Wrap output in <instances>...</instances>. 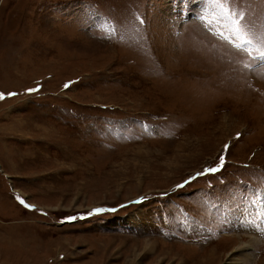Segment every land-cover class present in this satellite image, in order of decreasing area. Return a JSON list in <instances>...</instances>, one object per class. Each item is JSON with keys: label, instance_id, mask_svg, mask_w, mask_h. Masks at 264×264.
Here are the masks:
<instances>
[{"label": "rangeland", "instance_id": "1", "mask_svg": "<svg viewBox=\"0 0 264 264\" xmlns=\"http://www.w3.org/2000/svg\"><path fill=\"white\" fill-rule=\"evenodd\" d=\"M261 57L264 0H0V264H264Z\"/></svg>", "mask_w": 264, "mask_h": 264}, {"label": "snow or ice", "instance_id": "2", "mask_svg": "<svg viewBox=\"0 0 264 264\" xmlns=\"http://www.w3.org/2000/svg\"><path fill=\"white\" fill-rule=\"evenodd\" d=\"M205 14H207V13H205ZM260 59H261V61H264V57H261ZM68 87H69V84H65L64 85L65 89H67ZM37 91H39L38 88L37 89H28V90H26V92L28 94H32V93L37 92ZM8 95L9 96H14V95H17V93H10ZM3 98H4V95L0 94V99H3ZM224 147H225V152H227V150L230 147V145L226 144ZM225 160H226V156L222 154L220 156L219 164L217 165V167H213V168H210V169H205V173L215 174L216 172L222 170L223 166L225 165ZM197 178H199V177H197ZM189 182H191V181H189ZM187 183L188 182H186L184 185H181V186H178V187H185V186H187ZM16 199H17L18 203L21 204L25 209L32 210L33 206L29 205L28 203H26L22 198L17 196Z\"/></svg>", "mask_w": 264, "mask_h": 264}, {"label": "bare ground", "instance_id": "3", "mask_svg": "<svg viewBox=\"0 0 264 264\" xmlns=\"http://www.w3.org/2000/svg\"><path fill=\"white\" fill-rule=\"evenodd\" d=\"M247 247L249 249H251L250 248L251 247L250 244L248 245L246 243H240V245L238 247H236V249L234 248L233 250H236L237 253H245L248 250ZM242 250H244V252H242ZM236 260H237L236 258L235 259H231V260H229L228 264H237V263L238 264H244L243 259H238L237 261Z\"/></svg>", "mask_w": 264, "mask_h": 264}]
</instances>
